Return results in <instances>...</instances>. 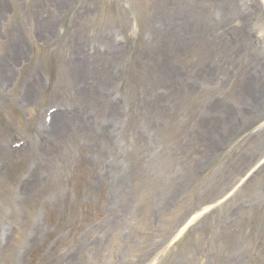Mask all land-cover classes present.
Masks as SVG:
<instances>
[{
  "label": "rangeland",
  "instance_id": "rangeland-1",
  "mask_svg": "<svg viewBox=\"0 0 264 264\" xmlns=\"http://www.w3.org/2000/svg\"><path fill=\"white\" fill-rule=\"evenodd\" d=\"M229 4L235 5L236 0H0V225L3 210L8 211L9 205L21 200L24 202L22 206L27 225L32 224L33 217L43 209L50 208L54 216V221L47 226V230L53 234L46 235L44 241L47 246L42 258L40 260L41 255L37 253L32 264H39V260L40 263L47 260L46 264H54L53 260H57L58 254L64 251V241L53 243L52 238L64 232V226L70 223V218L71 224L74 221L83 223L77 211L80 200L93 198L99 204L96 208L97 217L84 220V230L87 231L91 226L97 225V229L103 226L105 211L100 204L109 183L107 178L103 181L101 177L110 157L121 160L129 156L135 165L141 166L142 154L150 149L163 155L166 174L171 170L181 171L182 168L177 166H181L185 158L193 162L203 152L201 142L189 139L190 132L203 134V128L195 126L194 122L203 123L206 128L211 109L214 108L212 111L216 114H223L229 111L230 104L235 103L244 109L245 101L254 99L258 86L248 84L250 87H246L239 96L237 88H233L240 81L239 76L235 77L231 71V74L227 73L219 64L216 54L206 51L210 44L231 48L233 45L229 43L226 31L241 33L246 27L247 15L242 10L238 11L240 14L235 15L232 23L217 19L219 9ZM88 7L92 12L88 11ZM159 13L160 16L155 17ZM155 23L174 28L180 44L178 53L170 54L175 56L174 60L169 58L173 68L170 72L159 74V78L151 73L144 75L146 70L135 67L137 63L145 66L146 58L148 60L147 52L143 51L145 47L149 49L144 46V38L149 33L145 29ZM58 27L65 34L58 35ZM105 31L107 33L103 34ZM116 37L129 38L131 46L126 51L116 52L113 62L106 64L100 75L88 71L87 68L98 66L97 62L89 64L93 63L89 60L97 57L95 61H98L101 55H97V50L88 54L86 49L101 47L106 50L107 43L114 47ZM73 38L85 40L84 45L80 46L83 47L82 53H72ZM200 60H204L205 64ZM50 61H53V78L51 85L46 87L38 74L47 76V63ZM71 61H77L82 66V70L76 71V74H85L81 81H75V85L93 78L95 80L87 85L96 82L97 78H104L108 83L99 85L84 100L76 92L77 88L58 87L61 70L67 65L71 66ZM197 68L200 71L196 73ZM112 73L115 75L113 79ZM166 74L170 75L164 83L161 78ZM32 77L42 85V90L38 92L37 98L27 101L25 105L29 97L26 95L24 101L20 100V92L24 83L30 82ZM117 86L122 90L130 89L134 97L132 109L121 116L115 115L113 111L108 113L97 104L100 91ZM169 87L178 91L185 88V91L172 96L166 117L161 114L165 119L158 120L156 117L159 113L154 104L165 102ZM57 103H80L86 106L87 114L62 120V125L68 127H61L63 136L55 130L54 148L42 154L43 159L38 164L29 157V152L6 156L1 148L3 141L32 135L40 111L47 105ZM105 114L112 115L115 121L105 122L101 128L99 122L106 120ZM213 124L218 133L216 119ZM158 131L163 136V140L159 141L162 148L149 143L148 137ZM245 137L228 155L239 151L245 144ZM138 141H142L143 145H136V152L133 153L127 146L129 142L135 145ZM119 143L121 147H118ZM102 145H109L112 151L103 153L99 149ZM27 169H31L34 174L38 171L39 179L29 187L28 194L18 199L14 196L13 186L16 178ZM11 174L14 176L11 177ZM168 181L166 175L158 176L152 178L149 184L157 186ZM73 186L79 187V195H74ZM83 231L80 234L72 230L73 237L76 234L83 238ZM4 237L0 233V244ZM192 246L198 255H204L203 251L198 252L195 244ZM17 247L18 244L13 240L0 256V264H13ZM216 248L220 254V248ZM210 253L213 254L208 250Z\"/></svg>",
  "mask_w": 264,
  "mask_h": 264
},
{
  "label": "bare ground",
  "instance_id": "bare-ground-1",
  "mask_svg": "<svg viewBox=\"0 0 264 264\" xmlns=\"http://www.w3.org/2000/svg\"><path fill=\"white\" fill-rule=\"evenodd\" d=\"M157 17H159L160 15L159 14H156ZM230 16H233V13H228L226 14V17H230ZM157 29V28H156ZM158 30V29H157ZM173 42L176 43V45L174 47L178 48L179 46V43L177 40H174ZM209 51L212 53V52H215V53H219L221 55V58L220 60L224 63V64H227V65H231L232 63V58H231V51L230 49H224V48H221L219 50L218 46L215 45V44H210L209 47H208ZM158 50V53L159 55L164 58L165 55L167 54V49L166 48H163V47H158L157 48ZM256 54V49H255V53ZM255 58V57H254ZM253 58V60H254ZM243 84V83H242Z\"/></svg>",
  "mask_w": 264,
  "mask_h": 264
}]
</instances>
